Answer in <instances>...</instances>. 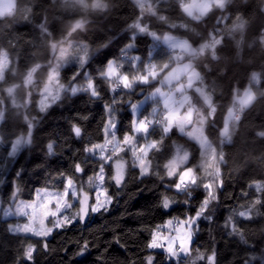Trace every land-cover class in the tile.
Listing matches in <instances>:
<instances>
[{
  "label": "trees",
  "instance_id": "obj_1",
  "mask_svg": "<svg viewBox=\"0 0 264 264\" xmlns=\"http://www.w3.org/2000/svg\"><path fill=\"white\" fill-rule=\"evenodd\" d=\"M15 1L16 6L11 12L0 13V50L6 52L9 59L0 81V110L3 107L0 118V204L8 205L17 187L16 198L23 201L33 200L39 189L62 190L61 175L72 177L77 184L89 183V177L99 171L103 161L85 149L103 143L105 106L112 104L114 97L117 139L131 134L133 115L130 105L146 96L158 80L137 84L132 90L121 88L114 93L99 73L109 60H116L123 65V73L132 70L133 74H145L139 61L121 59V50L131 42L130 36L135 32L129 26L142 17L141 22L147 24L150 31L184 38L196 50L195 54L181 50L184 55L178 60H189L197 70L199 79L196 82L209 93L211 106L203 105L201 97L192 88L186 91L195 107L205 114V136L213 146H218L219 153L223 152L227 160V164H219L221 185L216 188L217 198L205 210V215H211L213 219L211 222L203 218L198 221L199 230L194 232L191 251L209 255L214 250L215 264H244L245 261L264 264L260 259L264 253V206H257L260 214L257 216V210H254L250 221L234 215L259 195L249 185L264 183V139L256 136L258 131H264V45L261 44L264 0H229L223 9L212 2L211 9L200 19L188 16L180 7V0H148L152 7L151 11L145 12H141L135 0H107L108 11L97 10L85 16L90 20L86 32L64 40L74 50L83 46L84 41L88 42V59L84 67L72 61L59 69V82L68 88L84 85L86 75L92 76L100 92L99 98L85 92L73 95L68 90L41 112L34 93L23 113L9 105L5 89L22 84L26 72L37 64L40 65L34 72L37 86L43 82L52 58L51 44L64 39L67 22L76 13L65 11L61 0H55V3L53 0ZM237 17H240L241 29L228 34L227 30ZM211 37L213 40L209 42ZM214 40L220 43L213 47ZM204 44L209 47L201 51ZM135 45L127 55L140 56L145 68L150 62L168 65L167 69L158 71L156 78L173 65L166 62L171 56L173 59L169 61H178L174 60L178 58L177 49L170 50L161 43H154L149 35L138 34ZM213 48L218 59L212 58ZM253 72L259 74L252 83L257 99L242 106L235 100V94L252 81ZM147 103L140 110V117L151 113ZM233 103L243 108L239 121L232 118ZM227 111L235 124L229 131L230 140L224 142L220 130ZM29 119L33 125L31 129ZM74 124L81 127L80 137L72 131ZM29 131L31 142L10 155L15 139L29 136ZM150 132L148 139L159 140L162 136L160 127ZM139 140L143 138L137 143ZM49 143L53 145L51 154L47 148ZM178 147L189 153L188 161L178 172L191 167L199 178L200 186L189 189L191 196L175 190L174 182L178 176L159 178L167 171L163 166L172 159ZM122 156L125 178L120 186L110 179L115 174L113 161L116 157L105 166L102 187L112 198L107 211L91 212L85 221L76 219L65 227L53 229L45 238L11 232L9 224L14 220L0 219V264H17V261L19 264H145L148 255L153 256V264H183L182 260L169 259L163 250L147 248V244L154 230H159L166 221L177 224L194 216L206 198L202 184L207 180L200 176L199 144L173 127L164 138L161 150L149 152V174L143 177L139 168L133 165L131 153ZM77 163L84 172H75ZM244 192L248 195H242ZM164 196L174 201L169 209L161 206ZM230 215L240 227L243 240L240 235H229L230 228L225 225ZM28 244L36 249L32 261L23 259ZM85 244L87 248L82 252ZM196 264H206V261L198 260Z\"/></svg>",
  "mask_w": 264,
  "mask_h": 264
},
{
  "label": "snow or ice",
  "instance_id": "obj_2",
  "mask_svg": "<svg viewBox=\"0 0 264 264\" xmlns=\"http://www.w3.org/2000/svg\"><path fill=\"white\" fill-rule=\"evenodd\" d=\"M135 3L140 7L141 10L144 8L143 0H135ZM180 7L183 11L190 17L194 19H200L203 17L207 11L208 6L206 4H200L194 2V0H180ZM194 10L199 12V16L194 15ZM151 11V9H149ZM160 19H164V17H160ZM142 17H138L129 27L134 29L135 32L130 36V41L122 50V54L125 59H130L133 62L139 61L141 66L145 70V74H124L121 69L123 65L118 63L116 60H109L104 69L100 70L99 76L102 80H104L109 86L112 92H117V89H127L132 90L137 84H148L151 79H153L157 75V71L160 68L167 69L168 65H158L155 63H148L147 68L143 64V61L140 56H134L129 58L127 53L129 50L133 49L136 41V36L138 34H146L153 39H159L155 32L150 31L149 26L141 22ZM43 27V25H41ZM164 39L166 41L171 42V46L173 48L180 47L186 51H191L192 54H195V49L192 48L187 41L183 42H172L171 36H165ZM219 40H214V44H219ZM208 44H204L201 46V51L204 48H208ZM66 54V50H61L60 57L64 58ZM88 59V52L85 49L84 55L79 57V65L81 68L84 67L85 63ZM0 64L7 67L8 65V54L4 51H0ZM190 65H184L181 69H174L173 73H169L167 78V82L171 84L174 80H178L179 76L182 72H188ZM79 75V73H77ZM32 73L28 74V78L26 83H31ZM75 79V77L73 78ZM192 79H199L198 74L192 73L191 78L189 80V87L191 86ZM69 90L73 95L78 92H85L93 98H99L100 92L97 85L94 83V78L90 75H86V84L80 86H69L68 89H65V85L59 83V72L58 67L53 68L48 77V82L44 86L42 99L39 102L40 111L44 112L50 106L49 101L55 102L60 99L61 91ZM181 94L183 93V89H177ZM197 91H200L199 89ZM203 95V93H201ZM151 95L153 96H161L163 98V112L158 113L156 109H153L149 115L144 116L143 118H133L131 120V133L126 134L122 137V139H117V109L113 106L116 101L115 97L113 98L112 104L105 106V120L103 122V135L104 140L103 143H96L91 147L85 149V152L95 156L99 155V159L103 161V163L99 166V171L95 173L93 177H89V184H95L97 188L101 189V192L106 191L102 188L105 183V166L113 161L114 157H118V154L125 151H130L133 157V165L139 168L140 176H145L149 174L150 162L148 161V155L150 151H160L163 145V140L167 135L172 131L173 127L178 128L181 133H184V125L187 123L186 117H181V115L176 110L177 101L173 98L171 91L162 92L159 88H157ZM205 101L211 106L212 100L210 96L205 95ZM187 100V97L184 98V101H180L179 103H184ZM247 101H242V103H246ZM131 112L135 117L138 112L139 105L136 103H132L130 105ZM214 111V109H213ZM31 121L28 124L29 129L32 128ZM156 127H160L162 130V136L159 140L148 139V137L152 134V131L155 130ZM72 131L76 137L81 136V127L77 125L72 126ZM200 132V135H195L194 133H187L189 137H194L195 141L198 142L201 148H204L205 151L210 148V145L207 142V139L203 136L202 130H197ZM137 134L143 136L145 142L141 145L137 144ZM221 135L229 138V130L225 126L221 132ZM31 132L29 131V139L28 140H17L16 144L12 147V152L10 155H15L18 151L19 146L22 143H30ZM111 145V150L109 151V146ZM48 152L51 154L53 151L52 143L47 145ZM214 152V150H213ZM107 153V154H106ZM189 158V153L186 150L181 148L176 149L175 155L170 159L164 167L167 170V177L172 178L178 176V179L174 182V188L178 193H187L191 196L190 188L199 187L200 183H198L199 178L196 176L193 168L188 167L183 171H179L181 165L186 164ZM75 172L82 173L84 172V168H82L81 164L77 163L75 165ZM20 173H17L19 176ZM125 178V163L122 157H118L115 160V174L110 176V179L114 181L116 186H120ZM60 179L62 180V190L57 191H48L43 190L42 192H38L36 199L31 202H23L21 201L16 208V214L20 216H25L28 218V223L24 225H17L15 227L10 228V231L16 233H31L33 236L37 237H47L51 235L54 228L65 227L68 223H71L73 219H78L79 221H83L85 217L88 215L89 210L93 213L99 212L101 209L107 211V207L112 202V198L110 196H105L103 200L100 199V194L98 193L96 196V203L91 206L89 209L88 201L89 195L86 191H84L83 186L79 189L77 188V184L72 177H66L61 175ZM221 185L220 181V172L217 168L215 173L212 175V182L203 183L202 186L207 193L206 198L200 205L199 210L196 212L194 217H189L180 223L184 225V230L182 236H178L179 245L175 246V242L173 238H168V246L165 251L168 254L169 259L179 258L181 254H190V249L188 247V242L191 240L195 231L199 230L198 221L203 218L209 222L212 221L213 217L211 215H205V210L208 208L211 201L216 200V188ZM257 193L256 196L249 205L238 213H234V215H238L244 220L250 221L252 217V213L254 210H257V206H264V183L261 182H253L249 185V188H253ZM19 192V187H17L16 192L13 193V198L16 197ZM242 195L247 196L248 193L244 192ZM76 200L79 204V210L74 214V216L63 215L60 218V214L63 213L65 209H71L73 204L69 202V200ZM174 203L168 196H164L161 201V206L163 209H169L170 205ZM187 203V201H185ZM53 205V207H50ZM10 213L8 211L4 212V215L7 216ZM259 211H256V215L259 216ZM48 217H52L53 227H45V219ZM38 223V227H34L33 224ZM172 221H168V224H171ZM225 227L230 228L229 235L239 234L243 237L240 232V227L237 222L233 220V216H229ZM180 232V229H177ZM159 230L152 233L151 241L147 244V248L149 249H157L163 248V244L159 242L158 239ZM47 247V245H44ZM87 245H84V249L82 252L86 250ZM36 251L34 245L28 244L23 251V259L27 261L33 260V253ZM216 253L213 250L211 254L205 255L204 253L197 254L193 264H196L198 260L206 261V264H215ZM19 264V261H17ZM145 264H153V256L148 255L145 258Z\"/></svg>",
  "mask_w": 264,
  "mask_h": 264
},
{
  "label": "rangeland",
  "instance_id": "obj_3",
  "mask_svg": "<svg viewBox=\"0 0 264 264\" xmlns=\"http://www.w3.org/2000/svg\"><path fill=\"white\" fill-rule=\"evenodd\" d=\"M194 2L200 3V4H206L208 6V11H209L211 9V7H212V3L211 2L216 3L217 0H194ZM143 3H144V8H143V10L141 12L149 11V9H151V7H152L151 3L148 0H143ZM194 15L199 16V12L194 10ZM241 24L242 23H241V20H240V17H239V19L237 18L234 21V23H233V25H231L230 29L227 30V33L228 34L237 33V31L241 29V27H238V25H241ZM165 36H171L172 37V42L179 43V42L187 41L184 38H180L178 36H175V35H172V34H169V33H164L162 35L157 34V37H159V39H153V37H152V39L154 40V43H161V44L165 45L170 50H176L177 49V50H183L184 52H189V51H186V50H184V49H182L180 47L173 48L171 46V42L166 41L164 39ZM64 47L67 48V52H66V54H65L63 59H59L58 58L59 57V48H57L55 51H53L52 48H51L52 58H51L50 63L48 65L47 75H46L45 79L43 80V82L40 85L37 86V82L35 80L34 73L32 74V77H31V83L30 84L26 83V80H27L28 74H29V70H28L26 72V75L24 77V80H23L22 84H20V85L17 84L18 87H16L12 91L11 94H9L6 91V89L11 88L13 85L8 86L5 89V96L7 98V101L9 102V105L11 107H13V109L16 110V112L23 113V111L25 110L26 106H28V104L30 102L31 94H34V93H36L37 108L39 109V102L43 98L42 94H43L44 86L48 82V77H49V75L51 73V70L53 68H57V65H59V68H58V72H59L60 67H62L63 65H65L67 63L75 61L76 63L79 64V57L83 56L84 52H85V44L83 43V46H80L79 48L74 50V49H71L69 43L65 42L64 43ZM170 58L173 59L172 56ZM171 59L166 60V62L168 64L171 63L173 65L168 70H166L160 78H158V77L156 78V76H155L153 79L150 80V82L156 81V79L158 80L157 83L152 88V90L148 94H146V96H144L142 99L133 102V103L138 104L139 108H138V112L136 113L135 117L133 116L132 119L133 118H138L139 119V118H143L144 117V116L140 117V110L142 109V107L147 102H148L147 106L150 107L149 108L150 112H152L153 109L158 110V108H160V107L163 108V98L161 96H158V95L157 96L151 95L157 88H159L162 92H166V93L171 91V94H172L173 98L177 101L176 110L181 115V117H186L187 118V123L184 125V133L183 134L188 136L187 133L191 132V133H194L195 135H200V132H198L197 130H202L203 136L207 139V137L204 135L205 114L201 111V109L195 107V104H194V102H193V100L191 98V95L186 90H189L190 88L195 90L198 93V95L201 97V100L203 101V105H205V106H210L205 101V98H204L205 95L209 96V93L207 92V90L205 89V87L203 85H200V84H198L196 82L197 79H192L191 86L189 87V80L191 78L192 73L194 72V73L198 74L197 70L191 65L189 60H183V61H179V62L175 63L174 61H172V62L169 61ZM8 65H9V59H8ZM8 65H7V67H5L2 64H0V75H2V77L4 76L3 74L5 73L6 69L8 68ZM131 65L132 64H130L129 66L131 67ZM184 65H190L191 66L189 68L188 72H182L180 74L178 80H174L171 84H169L167 82V78L169 76V73H173L174 69L183 68ZM146 68H147V66H146ZM158 71H157V73H158ZM124 74L131 75L133 73H132V70H131V72L124 73ZM255 79L256 78L252 77V81L250 83H248L245 88H243L241 91H239V92H237L235 94V100L240 105L247 106L252 101V95L251 94H254V91H255L254 84H252V83H254V81H256ZM1 80L2 79H0V81ZM65 89H68L67 85H65ZM177 89H183V93L181 94L180 92L177 91ZM198 89L200 91H197ZM67 91L68 90L61 91L60 96L62 94H64L65 92H67ZM201 93H203V95ZM185 97H187V100L184 103H182V104L179 103L180 101H184ZM242 101H247V102L246 103H242ZM49 103L51 105L53 102L49 101ZM202 107H204V106H202ZM2 111H3V107H1V110H0V118H1ZM26 119H27V117H26ZM27 121H30V119L27 120ZM234 124H232V122L230 120V111H227L226 116L224 118L223 126H222V128L220 130V135H221V132H222V130L224 129L225 126L230 131L231 126L234 125ZM176 129L179 131L178 128H176ZM221 137H222V141H224V142H227V141L230 140L229 138H226V137H224L222 135H221ZM139 138H143V136L140 135V134H137V140ZM190 138L194 139V137H190ZM18 139L19 140H28L29 136H20V137L16 138L14 143H13V145L16 144V141ZM139 141L137 143L138 145H141V144H143L145 142L144 138H143V140H139ZM207 142L210 145V148L207 150V152L205 151L204 148L200 147V149H201V158H202L201 161H200L201 162V167H200L201 174H200V176H201V178L207 180L205 183H210V182H212V175L215 173V171L217 169V165L219 163V154H220L219 152L220 151H219L218 146H213L209 142L208 139H207ZM28 144L29 143H22L19 146V149L21 147H23V146L28 145ZM13 145L11 146V148L9 150V154L12 152ZM213 150H214V152H213ZM126 152L131 153L130 151L121 152V153L118 154V157H122L123 158L124 156H122V154H124ZM97 156H99V155H97ZM118 157H116L114 159V161H113L114 170H115V160ZM123 161H124V158H123ZM185 169H183V170H185ZM81 186H83L84 191H86L88 193V195H89V201H88L89 209L91 208V206H93L96 203V196H97L98 193H101L100 194V199L101 200H103L105 198V196H107L106 192L105 191L101 192V189L97 188L95 186V184H92V185H90L89 183H86L85 185L77 184V188L78 189ZM43 190H47V189H39V190H37L35 192V196H34L33 200L36 199L37 193L38 192H42ZM48 191H54V190H48ZM33 200H31V201H33ZM21 201H23V200H19V199H17L15 197L6 206H2L0 204V219H13L14 220L13 223L9 224V230L12 227H15L17 225H24V224L29 222L27 217L20 216V215L16 214V208H17V206L19 205V203ZM31 201H23V202H31ZM69 202L73 204V207L71 209H65L63 211V213L60 214V218H62L63 215H67L69 217L74 216V214L79 210L78 201L70 199ZM50 207H53V205H50ZM5 211H8L10 214L5 216L4 215ZM90 213H91V211L89 210L88 215ZM87 216L85 217V219L87 218ZM194 216H192V217H194ZM189 217H191V216H189ZM189 217H187V218H189ZM187 218H185L183 220H180L177 224L171 223L172 225H170V224H168V221H166L162 225V227L159 229L158 239H159V242L161 244H163L164 247L163 248H157V249L165 251V249L168 246V238L169 237L173 238V240L175 242V246L179 245L180 241H179V239H177V237L178 236H182L183 230H184V225H182L180 222L186 220ZM85 219L83 221H85ZM52 220H53L52 217H48L47 219H45V221H44L45 227H53ZM74 220H76V219H73L72 221H74ZM83 221H80V222H83ZM174 225H175V227H174ZM33 226L34 227H38L39 225H38V223H36V224H33ZM53 229H55V228L53 227ZM177 229H180V232H178ZM155 231H157V230H154V232ZM22 234L32 235L31 233H22ZM193 236H194V234H193ZM193 236H192L191 240L188 242V247L190 249V254H181L179 258H172V259H174L175 261L182 260L183 264H193V261L195 260L197 254H198L197 251H191V247L190 246H191V243H192V240H193ZM42 238H45V237H42ZM166 254H167V252H166ZM260 259L264 263V253H262V255L260 256ZM247 264H249V261L247 262Z\"/></svg>",
  "mask_w": 264,
  "mask_h": 264
},
{
  "label": "clouds",
  "instance_id": "obj_4",
  "mask_svg": "<svg viewBox=\"0 0 264 264\" xmlns=\"http://www.w3.org/2000/svg\"><path fill=\"white\" fill-rule=\"evenodd\" d=\"M53 3H55V0H53ZM61 3L62 5L65 6V11H71L76 14L73 15L71 20L67 22V32H66L64 39L59 41L58 43L51 44V48L53 51L59 48V57H58L59 59H61L60 57L61 50H66L67 52V48L64 47V40L68 39L69 37L74 36L76 33H84L87 31L86 26L88 25V23H90V20L85 19V16L88 15V13L95 12L97 10L108 11V7H109L107 0H99V2L98 0H61ZM227 3H229V0H217V2L215 3V7H219L223 9ZM237 18L239 19V17ZM238 27H242V24L238 25ZM84 44H85V49H87L89 47L88 42L84 41ZM261 44L264 45V36L261 37ZM103 47L106 48L107 45H104ZM212 58L218 59L214 48L212 50ZM39 67H40L39 64L34 65L32 68L29 69V73L31 72L33 74ZM57 67L59 68V65H57ZM258 75L259 74L256 72L252 73L253 78H257ZM2 78H3L2 75H0V79ZM16 87H18V85H13L11 88L6 89V91L9 94H11L12 91ZM251 95H252V101L254 102L257 99V97L255 96V94H251ZM250 106L251 105H249V107ZM39 109H40V106H39ZM240 119H241V114H237L236 120L239 121ZM256 136L264 139V131H258L256 133ZM219 164H227V160H225V154L223 152H221L219 156V163L217 165L218 169H219ZM164 169L166 168L164 167ZM219 172L221 173L220 170ZM165 175L167 176V171H165L163 175H159V178L162 180ZM240 238L241 240L244 239V237H242L241 235H240ZM252 258L257 259L258 257H252ZM244 264H247V261H245Z\"/></svg>",
  "mask_w": 264,
  "mask_h": 264
},
{
  "label": "built area",
  "instance_id": "obj_5",
  "mask_svg": "<svg viewBox=\"0 0 264 264\" xmlns=\"http://www.w3.org/2000/svg\"><path fill=\"white\" fill-rule=\"evenodd\" d=\"M261 33L264 35V27L261 29ZM212 40H213L212 37L210 39H208L209 42H212ZM176 55H178V58L177 59H174L175 61L178 60V59H180L184 55V52L181 51V50H177L176 51ZM127 56L129 58H131L129 55H127ZM121 59L124 60V61H126V62H132L130 59H125L124 56H123V54L121 55ZM117 90H119V89H117ZM232 107H233V111H232V118L233 119H236L237 114H241L242 115L243 108L241 106H239L237 103H233L232 104ZM157 112L158 113H162L163 112V109H159ZM150 130H152V129H150Z\"/></svg>",
  "mask_w": 264,
  "mask_h": 264
},
{
  "label": "water",
  "instance_id": "obj_6",
  "mask_svg": "<svg viewBox=\"0 0 264 264\" xmlns=\"http://www.w3.org/2000/svg\"><path fill=\"white\" fill-rule=\"evenodd\" d=\"M15 6V0H0V13L11 12Z\"/></svg>",
  "mask_w": 264,
  "mask_h": 264
},
{
  "label": "crops",
  "instance_id": "obj_7",
  "mask_svg": "<svg viewBox=\"0 0 264 264\" xmlns=\"http://www.w3.org/2000/svg\"><path fill=\"white\" fill-rule=\"evenodd\" d=\"M212 3V2H211ZM205 135V134H204Z\"/></svg>",
  "mask_w": 264,
  "mask_h": 264
}]
</instances>
